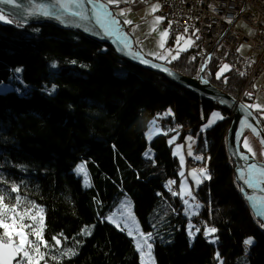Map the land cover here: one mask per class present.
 <instances>
[{
	"label": "trees",
	"instance_id": "trees-1",
	"mask_svg": "<svg viewBox=\"0 0 264 264\" xmlns=\"http://www.w3.org/2000/svg\"><path fill=\"white\" fill-rule=\"evenodd\" d=\"M6 19L13 22H0V83L9 81L20 66L22 78L31 87L24 93L0 91V118L7 114L12 119L13 112L29 105L45 114L31 115L25 107L17 122L6 119L10 129L0 128L1 153L11 158L18 151L25 152L27 168L35 171L23 174L13 167L8 176H0L7 183L0 188L18 184L20 191L13 196L43 205L44 239L50 244L53 237L63 234L67 239H62V245L69 248L71 233L93 225L91 235L82 236L85 243L80 252L60 264H140L133 238L107 221L105 210L98 213L93 201L100 197L106 205L120 186L129 190L142 228L152 233L156 264H219L217 252L223 264H264V227L236 187L234 163L224 145L231 123L227 109L221 108L226 117L199 137L195 146L197 154L209 159L211 179L198 193L212 206L210 219L217 232L204 237L199 231L190 237L183 204L172 198L176 214L163 200L170 197L165 184L180 170L170 149V133L148 142L145 132L155 112L168 105L176 120L187 121L196 130L203 121L199 96L159 72L130 63L109 44L77 29ZM192 57H196L193 50L187 49L172 61L173 66L196 75L200 62ZM216 67L213 63L211 81L236 96L244 78L233 70L225 83L223 78L216 79ZM210 104L202 102L204 113L212 111ZM148 146L150 157L144 155ZM79 160L88 165L93 183L86 190L71 172ZM156 204L167 215L159 224L152 218ZM249 236L254 243L245 246L243 241ZM213 237L215 243L210 242ZM51 251L57 254L56 249Z\"/></svg>",
	"mask_w": 264,
	"mask_h": 264
},
{
	"label": "snow or ice",
	"instance_id": "snow-or-ice-1",
	"mask_svg": "<svg viewBox=\"0 0 264 264\" xmlns=\"http://www.w3.org/2000/svg\"><path fill=\"white\" fill-rule=\"evenodd\" d=\"M93 0H69L68 3L58 4L59 7L66 9L70 15L72 16H79L84 17L87 14L83 13L79 10H72L71 5H76L77 9L85 4H91ZM135 3L136 0H105L104 3L98 5V13L97 19H99L100 14L108 21L107 24L103 25L105 29V33L107 35H115L119 33L120 36L123 37V46L125 48L130 47L131 40L127 33L121 31L118 27H112L120 25L121 21L117 19V17H126L127 13L131 10L130 8H120L119 5L122 3ZM17 0H0V4L4 5H16ZM115 5L116 10L113 11L109 6ZM161 8V5L157 2L150 6L149 13L154 14ZM244 11V9H241ZM6 13L3 9H0V22L12 23L11 19H6ZM43 15H55V13H50L48 11L43 12ZM59 19V16H56ZM165 17L156 15L152 20V31H156V26L159 25ZM228 23H232L233 19L231 17L226 18ZM171 23L169 22V28H171ZM123 24L131 25L133 21L127 18L123 19ZM133 35L135 36L137 29H132ZM199 32V29H195L191 36H188L185 39L184 35L176 37V44L179 46L181 41H184V46L178 47L176 54L173 55V49H165V41L169 36V30L165 29L164 31L159 33L160 39L157 41V45L160 49H164L163 52L159 51H151L148 52L146 55L154 57L158 60H163L171 63L172 61L179 58L181 52L187 51V49L195 43L193 40V36L196 39H199V36L196 33ZM184 33H188V26H185ZM249 35H254L252 29H248ZM136 43H141L139 39H136ZM245 47H250V45H240L236 49L237 52H241ZM136 55L137 58L143 64H150L152 67H160L159 65L153 64L152 61L143 58L139 52L132 53ZM227 55V53H226ZM171 57V59H169ZM192 59H196V57H192ZM212 57L209 56L199 68V72L204 73L208 67V61L211 60ZM254 63V61H251ZM55 65H53L54 67ZM234 65L229 63H223L219 66L218 71L215 73L216 79L223 78L224 82H228V76L225 73L232 71ZM165 72L168 71L167 68H163ZM17 72L21 71L20 69H16ZM211 73H209L210 75ZM240 76H244V71H239ZM204 83H208V80L205 77L201 78ZM257 88V84H253V89ZM55 90V86H53L52 91ZM245 96L252 98L253 92H245ZM241 109L245 113V119L241 121L243 127L249 128L256 136H260V132L264 131V129H259V121L255 122V125L248 119V117L253 116V113L249 111L250 109H255L257 112L261 113V116H264V103H253V104H244L240 105ZM172 115L171 109L167 110L164 114H158L157 118L150 122V127L148 133H146V138L151 140L154 135V129L156 132L160 134L167 135L168 132H173L175 129H168L167 131L160 132L157 127V121L162 119L163 116ZM224 117L219 112H212L210 114V118L207 120L201 131L206 130L207 128L211 127L217 120H222ZM189 140H192V137H188ZM240 139V133H237V140ZM175 140V136L169 139V144H172ZM261 144H264V138L261 139ZM177 150H179L182 145H177ZM243 147L246 149V153H241L240 157L244 161L249 160H256L257 159V151L250 146L249 140L247 137L243 139ZM174 155L178 154V151L173 152ZM187 154L189 156L192 155L191 145L188 146ZM146 157L151 156V150L149 149L144 153ZM259 156L264 158V151L259 153ZM181 164L184 163V157L181 154L180 156ZM196 160H203L204 157L196 156ZM77 174H83L85 182L87 184L88 181V174L85 170V166L83 164L78 165L76 168ZM180 175L183 177L184 173L181 172ZM189 175L193 177L196 185H199L205 179H211V176L208 174L207 168H201L199 170L192 169L189 172ZM239 179L244 181V184L253 190L254 193H259L258 195H248L247 199L250 202V206L256 210L258 216L264 218V164L260 163H246L245 167L239 170ZM6 181L0 179V184H4ZM175 181H169L167 187L171 191V185L174 184ZM187 185V178L181 181L180 191L179 192H172V194L179 195L183 200L184 204L188 207L185 208V212H189V208H199L200 205L197 203L195 205H191L189 203L190 200L194 201L195 196L192 193L191 187H188L186 190ZM20 185L18 184H11L10 187L7 189L0 188V230H2V234H0V264H49V261L55 262V264H60V261L65 257H70L76 255V251L73 249L65 248L62 245V239L66 240L67 237H63L61 234L59 237H53L52 240L54 243L50 244L46 239H44L43 231H44V222L42 216V209H39L35 215H30L32 209H38L39 206L35 205L34 202L28 201L25 202L20 195L13 196V193H19ZM241 191H244L242 188ZM185 196L188 199H185ZM7 201V203H5ZM13 204L12 208H9L8 205ZM23 208V214H20L17 209ZM8 212H16V216H9ZM191 214H196L195 212ZM17 216L19 217V223H17ZM28 216L30 222L24 223L25 217ZM39 217V219H38ZM11 220L12 223H7L6 220ZM113 224H116L118 228H121L120 224H117V221L112 217H108ZM195 226L191 223L189 224V236L194 237L195 233L192 231V228ZM261 227H264V223H261ZM27 229V231H26ZM121 230H127V234L133 237L135 242V247L137 251L140 253L141 256V264H155V258L152 253L153 244L150 242L152 240V233H144L139 229L138 224L135 223L133 218V227H129L128 223L125 222L124 226ZM196 232H199L200 229L196 228ZM217 229L215 227H211L205 225L204 235L205 237H209L212 234L216 233ZM82 235H91V230L89 226H85L81 229ZM31 237V238H30ZM215 243V238L210 241ZM79 244V241H76ZM254 243L253 238L249 237L243 241L245 246H251ZM43 249V250H42ZM52 249H56L57 254L52 253ZM63 249V250H61ZM247 251V249H245ZM216 259L219 261V264H223V260L220 258L219 253H216Z\"/></svg>",
	"mask_w": 264,
	"mask_h": 264
},
{
	"label": "bare ground",
	"instance_id": "bare-ground-1",
	"mask_svg": "<svg viewBox=\"0 0 264 264\" xmlns=\"http://www.w3.org/2000/svg\"><path fill=\"white\" fill-rule=\"evenodd\" d=\"M153 1L158 2L161 5V8L159 9V11L156 12V15H160V16L165 17V19L160 23L164 29H168L170 32L178 29V30H182L184 33L185 26H188V33L183 34L185 36V38H188V36L192 35V33L195 29L201 27V25L200 26L199 25L198 26H190V24H188L186 22H182V15L179 13L178 9L180 8L179 6H184L185 8H188V6L184 3V1H186V0H153ZM200 1L203 3H208L209 1L214 2V5H215L214 7H216V10L212 11L213 16L208 14V18H210L209 19V21H210L209 25H211L214 28V33H212L211 37H208L204 34V32L202 30H199V32L196 33V35L199 36V39H196L195 36H193L192 38L195 41V43L193 44L192 47H189L188 49L191 48L193 50L195 56L198 57L199 59H205V57H207V56L212 57L211 63H208V67H207L206 71L204 73H201L198 70L196 75L191 76V75H188L187 73L177 69L176 67H174L172 62L169 63V62L163 61V60L161 62H163V64H165L167 67L171 68L172 70H177L178 72L183 73L184 75H187L190 77H197L201 81H203L201 78L205 77L211 85H213L217 89H220L223 92H226V91L221 89L219 86H217L216 84H214L211 81V78L209 76V72H211V70H212L213 63L217 64V67L214 68V70H213L214 73H216V71H218L219 66L222 65L223 63L232 64V65H234L233 70H235L236 72H238V73H239V71L245 72V75L242 76V78H244V81H243L241 88L237 91L236 96H234L228 92H226V93L231 95L232 97H234L237 102L239 101V102L245 104L246 101H251L253 99V97L249 98V97L245 96V92H252L251 89L253 87L255 80L259 77L264 78V0H200ZM114 7H115L114 5H111L110 8L112 9ZM241 9H244V11H241ZM112 10L114 11V9H112ZM6 16L15 18L11 14H7ZM206 16H207V14H206ZM228 17H231L233 19L232 23L227 22L226 18H228ZM119 20L121 21L120 24L122 26L121 31L124 30L128 34V36L131 37L132 42H133V48L135 50L140 51V48L136 44V41H135L136 39H134V36L130 31L131 26L123 24V21L121 18ZM240 20L245 22L250 27V29L253 30L254 35H249L248 32H246L245 30H243L242 28L237 26V22ZM169 22H172L171 28H169ZM26 24H32V23H26ZM203 24H205V22ZM222 28H224V31ZM190 29L192 32L190 31ZM155 34H154V32H151L152 37H155ZM233 36H235V37H233ZM201 37L207 38L206 41H209L210 43H201L202 42ZM169 38L170 37L168 36V39ZM196 42H198L199 44ZM106 44H108V43H106ZM241 44L250 45V48L253 52V54L250 57L244 56L240 52L236 51V49ZM226 53H227V55H226ZM144 55H146V53H144ZM124 59H126L127 61H129L130 63H132L134 65H138V64L133 63L131 60H129L125 57H124ZM153 59H155V58H153ZM169 59H171V57ZM155 60H157V59H155ZM158 61H160V60H158ZM251 61H254V63H251ZM199 64H200L199 65V68H200L202 63H199ZM138 66H140V65H138ZM249 66H250V68H249ZM140 67H142V66H140ZM142 68H144V67H142ZM144 69H146V68H144ZM146 70H149V69H146ZM150 71H152V70H150ZM154 72H156V71H154ZM230 72L231 71L225 73V75L228 76V74ZM160 73L162 75H164L166 78H168V76L165 73H162V72H160ZM168 79L176 83V81H174L170 78H168ZM258 87L262 90L264 89V85H261ZM184 88H186V87H184ZM189 90L194 92L195 94H197L199 96L200 101H201V104H200L201 105V111L199 113V115H200L199 118H200V120H203V121L199 124V126L196 130L193 129L194 127H192L189 124V122H187V121L179 122L178 120H176L175 119L176 118L175 111H174L173 107L170 105H168L166 107V109H163V110L160 109V110L156 111L155 112L156 116L152 117L150 122L153 121L155 118H157L158 114H162L165 110L170 108L172 115H168L167 117H163L162 119H159L157 121V125L159 126L160 132L167 131L168 129H175V131L180 132L181 136H185V134L188 132H191L192 134H195V135H196V133L200 132V135L198 136V138L196 139V142H195V146H199V142H200L199 137L204 136L206 131L210 128L209 127L207 130L201 131L202 123H204L210 115V113L206 114L203 112L202 102H204L205 100L209 101L211 103L210 104V110L211 109L213 110V107L218 108V106H220L223 109H227V112L225 111L226 115H230L231 123L226 127L225 141H224V145L226 146V148L228 150V148H229V143H228L229 134H230V130L232 128V122L235 119L234 110L229 108V106H227L226 104H222L221 102H219L215 99L212 100L210 98H207V97L203 96L202 94H199L198 92L193 91L190 88H189ZM25 107L28 108L27 111L31 115L35 114V116L41 117V116H44V114H45L44 112L38 110V108L34 107L33 105H29L28 107L23 106V108H25ZM23 108L19 111V113L23 110ZM19 113L15 114L13 112L12 113V117H13L12 119H8L10 117V115H7V114H5L3 116L4 118L1 117L0 118V128L3 127V130L10 129L11 127L9 125L7 126L8 122L6 121V119H8V121L10 123L11 122H17L16 119L19 118V116H17ZM223 114H224V112H223ZM205 115L206 116L208 115V116L206 117ZM223 117H226V116L223 115ZM257 118L259 121V126H258V130H259V129L263 128V126L261 124L264 123V119L260 118L258 116H257ZM3 119H5V120H3ZM242 120H244V119H242ZM241 121L238 125V129L236 130V136H237V133L239 132L240 133V139H239L240 149L239 150L242 152V149H241L242 140H243L245 134L248 131L252 132V130L249 128L243 127L241 124ZM256 121H257V119H256ZM160 127L162 129H160ZM148 128H149V126L147 127V130H148ZM154 134H155V136H157L160 133L155 132ZM145 136H146V132H145ZM257 137L260 140L263 138L261 136V134H260V136H257ZM151 140H149L148 142H151ZM148 148H150V146H148ZM173 148H174V146L171 145L170 149L172 151V154L174 152ZM228 153H229V150H228ZM24 154H25V152L18 151V153H14L13 157L8 158L5 156V153H1V150H0V176H8L13 167H17V168L22 169L23 174H27L28 172H35L34 170L32 171L29 168H27L29 165V161L24 159ZM174 156L177 158L178 163L180 165V160H179L178 154L174 155ZM198 156L204 157V159L202 161L208 163V172H209L210 166H209V159H208L207 155L203 156V155L199 154ZM231 159H232V157H231ZM233 163H234V175H235L234 180L236 183V187L238 188V191L241 193L245 202L248 204V201L246 200L243 192L241 191V184H240L238 178L236 177V169L235 168H236L237 162L233 160ZM196 164H199V162L192 161L191 159H189V165L190 166L194 167V166H196ZM44 172H46V171H44ZM71 172L75 175L76 178H79L80 184H81L83 190H86V189L91 188L93 186L92 180H90L91 185L89 187L84 186L82 179L76 175L75 171L72 170ZM209 175H210V173H209ZM206 180H208V179H205V180H203L202 183H200L199 185H196V188L194 190L195 195L201 201L202 206L200 209L191 212V213L195 212L196 214L185 213V215L188 219L185 222V225L187 224V227H188V222L190 220L195 223L194 226H196L197 222H199L201 224H206V225H213V222L210 219L211 214H212V206H211V204L204 201L202 196L199 194L200 189H201V191L205 190L203 187H204L205 183L207 182ZM169 181H175V183L170 186L171 191L169 190V187H167ZM169 181L167 182V184H165V187H166V189L168 191V195H170V197L164 196L163 200L177 214L178 210L175 207V203H174V201H172V198L176 197V199L181 203V205L183 204V206L185 208V204H184L183 200L181 199V197L179 195L174 196L172 194V192H179L180 191V185H181L180 170L178 172V176L170 179ZM4 184L6 185L7 183H4ZM126 189L123 186H120L118 194L117 195L115 194L112 198H110L106 205H104L105 203L102 201V199L100 197L93 198V201H95L96 205H97V206H95V207H97V212L99 213L100 211L105 210V212H106L105 216H106L110 211H112L114 209V205L119 202L120 198L123 195L130 197L129 190L128 189L126 190ZM157 201H158V204L160 202H162L161 199H158ZM158 204H156L155 209L152 210L153 211V215H152L153 221L155 223L157 222V224H159L158 223L159 221H161L165 217H167V215H163L159 211ZM160 204H162V203H160ZM103 205H104V207H101ZM38 206H39L38 209H32L31 210V212L29 213V216L35 215L37 213V211H39V209H42L43 212L41 214L43 216V222L45 224L46 210L43 207V205L40 204ZM18 209H19L18 212L20 214H23L24 209H21V208H18ZM134 209H135V207H134ZM15 214H16V212L11 213V214L8 212L9 216H14ZM38 219H39V217H38ZM105 219L107 220L106 217H105ZM6 222L12 223V221L10 219L6 220ZM19 222H20L19 217L17 216V223H19ZM29 222H30V220H29L28 216H26L24 223H29ZM84 227H85V225L83 227H81L79 232H77V233L76 232L71 233L70 236H74V237L70 238L69 241L67 242L69 245L68 249H73L78 253L80 252L82 246L85 243V239L82 238L83 235L81 234V229ZM26 231H27V229H26ZM0 234H2V230H0ZM43 235H45V230L43 231ZM76 241H79L80 243L77 244ZM153 249H154V246H153Z\"/></svg>",
	"mask_w": 264,
	"mask_h": 264
},
{
	"label": "water",
	"instance_id": "water-1",
	"mask_svg": "<svg viewBox=\"0 0 264 264\" xmlns=\"http://www.w3.org/2000/svg\"><path fill=\"white\" fill-rule=\"evenodd\" d=\"M68 2L69 0H17L16 5L0 4V9H3L5 13L11 14L13 17L24 23H50L62 29H77L93 39L110 44L116 50V52L123 58L125 57L131 60L133 63L138 64L146 69L159 73H165L168 78L176 81V83L188 89L190 88L193 91L198 92L199 94H202L207 98H210L212 100L215 99L221 102L222 104H226L235 112V119L232 122V128L229 134L228 150L232 159L237 162L235 168L236 177L238 178L239 170L244 168L246 163L264 164V161L258 160H249L246 162L240 157V154L243 152L239 150L240 142L239 140H237L236 130L238 129L240 121L242 119H245V113L240 107V105H244L243 103L239 101L237 102L234 97L227 94L226 92L221 91L220 89H217L209 82L206 84L197 77H190L178 72L177 70H172L171 68L163 64V62L144 55L142 51L135 50L133 48V42L130 36V47L125 48L123 46V37L120 36L119 33L115 35H107L105 33L103 25L107 24L108 21L103 17L102 14H100L99 19H97V13L99 11L98 5L104 3V1L93 0L91 4L85 3L81 5L78 9L76 5H71L72 10H79L83 13H86L87 15L84 17L72 16L66 9L58 6V4H64ZM45 11H48L50 13L54 12L55 15L45 16L43 15V12ZM56 16H59V19H57ZM117 19L119 18L117 17ZM112 27H118L121 29L122 26L120 24ZM122 32L126 33L124 30H122ZM136 52H139L140 55L143 56V58L152 61L153 64L159 65L160 67H152L150 64L141 63L137 56L132 54ZM163 68H167L168 71L165 72ZM249 111L253 113V116L248 117V119L255 125L256 119L258 120L257 115L252 109H250ZM260 134L264 138V132L261 131ZM238 180L241 184V189H244V191L242 192L244 194V197L248 201L249 207L253 211L255 217L264 223V218L257 215L256 210H254L250 206V202L247 199L248 195H258L259 193H254L251 188H248L244 184V181L242 179L238 178Z\"/></svg>",
	"mask_w": 264,
	"mask_h": 264
},
{
	"label": "rangeland",
	"instance_id": "rangeland-1",
	"mask_svg": "<svg viewBox=\"0 0 264 264\" xmlns=\"http://www.w3.org/2000/svg\"><path fill=\"white\" fill-rule=\"evenodd\" d=\"M104 1V0H102ZM105 2V1H104ZM114 9V8H113ZM115 11V9H114ZM119 18V16H118ZM120 19V18H119ZM208 21V19H206V22ZM54 25V24H53ZM161 26V24H160ZM237 26H239L240 28H242L243 30H245L246 32H248V29L250 28L245 22L243 21H238L237 22ZM144 39L141 41V39H139L138 37H136V39H139L141 41V43H136L137 46L140 48V51H143L144 53H148V52H151V51H155L154 49H147L148 46H152V47H155L157 45V38L159 39V35L157 34L156 31H152V20L147 22L145 25H144ZM164 30V29H162ZM161 30V31H162ZM151 32H154L155 34V37H152L151 36ZM147 34V35H146ZM183 35V33L181 34H176L175 36L171 37L169 40V44L165 42V49H173V52L172 54L178 50V47L180 46H184V42L180 43V45L178 46L176 44V37L177 36H181ZM187 39V38H186ZM146 42V45H143V43ZM136 41V40H135ZM101 42V41H99ZM104 43V42H103ZM172 43V44H171ZM241 45H246V44H241ZM192 47V46H191ZM240 47V46H239ZM115 50V49H114ZM116 51V50H115ZM162 51H164V49H162ZM117 53V52H116ZM241 54H243L244 56H247V57H250L253 52L251 50L250 47H245L241 52ZM118 54V53H117ZM176 54V52H175ZM173 54V55H175ZM119 55V54H118ZM151 57V56H150ZM209 56L205 57V59H199V62L200 63H203ZM154 58V57H152ZM158 60V59H157ZM162 61V60H160ZM208 63H211V60L208 61ZM16 69H20L21 70V67H17ZM16 69L14 70V72L11 74L10 78H9V81H4V82H1L0 83V91H5V90H9V89H15L17 92L19 93H24V92H27L30 90V87H31V84L29 82H26L22 76H21V71L17 72ZM255 103H257V100L254 101ZM253 102V103H254ZM246 103H252V102H246ZM252 103V104H253ZM170 109V108H169ZM167 109V110H169ZM167 110H165L162 114L166 113ZM219 112L222 116H223V110L221 108H214L210 114L212 112ZM168 116V115H167ZM167 116H163V117H167ZM210 118V115L209 117L206 119V121L204 123H202L201 125V129L203 128V126L205 125V123L207 122V120ZM219 120H217L215 123H217ZM214 123V124H215ZM213 124V125H214ZM150 127V125H149ZM158 129H159V126L157 125ZM160 129H162L160 127ZM208 129V128H207ZM206 129V130H207ZM149 131V128L148 130L146 131V133H148ZM205 131V130H204ZM155 129H154V133H155ZM170 133L169 136H168V141L169 139H171L173 136H175V140L174 142L171 144L174 146L173 148V151H178V156H179V160H180V173L183 172L184 173V176L182 177L181 176V181L184 180L185 178H187V185H186V190L188 187H191L192 189V193L193 195L195 196V200L192 201L190 200L189 203L191 205H195V204H199L200 207L198 209L201 208L202 206V203L201 201L197 198V196L195 195V188H196V184H195V181L193 180V177L189 175V172L192 170V169H201V168H207L208 170V163L207 162H203L202 160H196L195 157L198 156L195 152V142H196V139L198 138V136L200 135V132L196 133L195 134H192L191 132H188L185 134V136H181L180 132L179 131H173V132H168ZM157 135V134H156ZM155 136V134L153 135V137ZM188 137H192V140H189ZM244 137H247L248 140H249V143H250V146L253 147V149L255 151H257V159L258 161H264V158L260 157L259 156V153L261 151H264V147L263 145L261 144V141L260 139H258V137L253 134L251 131H248ZM153 139V138H152ZM244 139V138H243ZM149 141V140H148ZM177 145H182L183 147H181L179 150H177ZM191 145V151H192V155L189 156L187 154V151H188V146ZM242 146H243V140H242ZM150 148H148L149 150ZM243 149L246 151V149L243 147ZM147 150V151H148ZM151 150V149H150ZM181 154L183 155L184 157V163L183 165L181 164V159H180V156ZM189 159H191L192 161H196V162H199V164H196V166H190L189 165ZM83 164L85 166V170L88 174V181H87V184L85 182V179H84V176L83 174H77L76 172V168L78 165H81ZM73 170L75 171L76 175L79 176L81 179H82V182H83V185L86 186V187H89L91 185V177H90V171H89V168H88V165L84 162V160H79L75 166L73 167ZM209 174V172H208ZM185 199H188L187 196H185ZM188 207L187 205H185V208ZM185 208H183V213L185 214ZM197 208H189V212L188 214H190L192 211H196L198 210ZM252 215L254 216V218L256 220H258L254 213L252 212ZM16 216V214L14 215ZM106 218L108 217H112L113 219H115L117 221V224H120L121 225V228L124 226L125 222L128 223V226L129 227H133V218H134V221L136 224H138L139 226V229L144 232V233H151L149 231H145L143 228H142V225L138 219V217L136 216V213H135V209H134V202H133V199L131 197H128V196H125L123 195L119 202L117 204L114 205V209L112 211H110L106 216ZM108 221H110L109 219H107ZM260 221V220H259ZM111 222V221H110ZM112 223V222H111ZM192 224V225H195V223L193 221H189L188 222V230H189V224ZM260 223H263L262 221H260ZM116 225V224H114ZM205 225L206 224H201L199 222L196 223V226L194 228H192V231L194 233H196L195 229L196 228H199L200 229V232L204 235V231H205ZM86 226H89L91 232H92V229H93V225H86ZM208 226H211V227H214L213 225H208ZM127 232V230H125ZM205 237V235H204ZM251 238H253L254 240V237L253 236H249ZM248 237V238H249ZM133 238V237H132ZM134 240V239H133ZM152 240H153V236H152ZM152 240L150 241L152 244ZM135 243V242H134ZM152 253H153V256L155 258V254H154V251L152 249ZM139 257H140V264H141V256H140V253H139ZM155 264H156V258H155Z\"/></svg>",
	"mask_w": 264,
	"mask_h": 264
},
{
	"label": "crops",
	"instance_id": "crops-1",
	"mask_svg": "<svg viewBox=\"0 0 264 264\" xmlns=\"http://www.w3.org/2000/svg\"><path fill=\"white\" fill-rule=\"evenodd\" d=\"M154 3H157V2H155L153 0H136L135 3L129 2V3H122V4L119 5L120 8H130L131 9L127 13L126 17H120V18L122 19V21H123L124 18L130 19V20L133 21V24L130 25L131 26L130 27V31L133 34L132 29L133 28L137 29V32H136L135 36L133 35L134 39H136V37L141 39V41L144 39V33H145L144 25L147 22L153 20L154 16H156V13H154V14H150L149 13V8ZM114 9L116 10V6L114 7ZM162 29H164V28L162 26H160V24L156 26V32H157L158 35H159L160 32L165 30V29L164 30H162ZM158 37L160 39V36H158ZM159 39L157 38V40H159ZM146 42H147V40L143 43V45H146ZM165 42L166 43L169 42L168 38L166 39ZM182 42H184V41H181L180 43H182ZM147 49H149V50L150 49H154L155 51L163 52L162 49H160L158 47V45H156L155 47H152L150 45V46H148ZM173 54H175V52ZM254 84H257V88L253 89V87H252L251 91L253 92L254 96H253V99L251 101H248V102H252L253 103L255 100H257V102L264 103V89L262 90V89H260L258 87V86L264 85V78L263 77L257 78L255 80ZM246 102H245V104H252V103H246ZM218 108H221V107L218 106ZM252 110L256 113V115L258 117L264 119V116H261L260 112H257L255 109H252ZM261 125L263 126L262 129H264V123L261 124ZM262 145L264 146V144H262Z\"/></svg>",
	"mask_w": 264,
	"mask_h": 264
},
{
	"label": "built area",
	"instance_id": "built-area-1",
	"mask_svg": "<svg viewBox=\"0 0 264 264\" xmlns=\"http://www.w3.org/2000/svg\"><path fill=\"white\" fill-rule=\"evenodd\" d=\"M184 3L188 6V8H185L184 6H179L180 8L178 9L179 13L182 15V22H186L190 24V26H198V25L200 26L201 25V27L197 29L202 30L206 36L211 37L212 33H214V28L211 25H209L210 18H208V14L213 16L212 11L216 10V7H214L215 6L214 2L209 1L208 3H203L200 0H186L184 1ZM206 19H208L207 22H206ZM204 22L205 24H203ZM222 29L224 31V28ZM181 33H183V31L178 30V29L175 31H171V32L169 31V37L171 38L175 36L176 34H181ZM201 39H202L201 43H210L209 41H206L207 38L201 37Z\"/></svg>",
	"mask_w": 264,
	"mask_h": 264
}]
</instances>
